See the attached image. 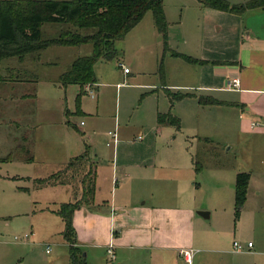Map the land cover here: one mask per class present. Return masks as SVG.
Segmentation results:
<instances>
[{
	"label": "crops",
	"instance_id": "obj_1",
	"mask_svg": "<svg viewBox=\"0 0 264 264\" xmlns=\"http://www.w3.org/2000/svg\"><path fill=\"white\" fill-rule=\"evenodd\" d=\"M227 1L239 5L250 0ZM174 8L178 14L170 20L173 12L165 8L163 0L166 45L152 13L147 11L118 40L123 44L121 53L115 43L117 56L96 60L95 80L77 85L82 92L95 97L93 90L99 93L101 84L95 73L99 61L115 60L123 69L125 64L119 61L130 51L140 57L169 55L171 81L161 85L177 98L176 104L170 101L176 115L181 120L185 114L191 116L196 127L203 129L204 133L200 134L203 138L197 139L203 142L197 145L195 153L168 144L162 156L157 142H141L149 133L146 129L133 136V141L120 136L122 132L117 126L103 133L105 145L110 149L109 157L96 148L91 152L87 144L83 151L77 145L68 150L64 131L59 127L47 126L37 136L33 123L36 95L27 87L30 89L38 81L41 68H53L47 81L54 87H66L58 82L60 75L77 57L91 54L89 44L49 46L26 56L22 60L24 66L14 65L3 74L1 64L14 58L0 62V125L7 116L15 123L16 115L28 123V136L13 131L12 147L15 149L21 142L32 157L30 161L23 156L14 161L30 168L27 171L0 174V180L9 184V189L0 194V218H3L0 264H37L33 263V249L42 246L46 253L48 245L51 249L50 240L61 248L68 247L69 264L70 245L63 237L65 225L56 211L61 204L73 202L74 197L67 184L38 187L36 180L62 171L71 158L86 152L95 172L93 203L81 205L72 215L75 246L84 253L85 264H188L181 256V250L185 249L193 250L191 264H264V7L235 14L206 7L198 0H176ZM169 21L181 28L175 32ZM64 54L66 66L57 70L58 55ZM123 72L129 75L130 70ZM7 73L30 74L31 78L1 76ZM234 78L239 80V86L227 89L226 82ZM200 99L211 102L203 104ZM79 103L80 99L76 100L77 113ZM28 106L31 112H27ZM53 113L59 121L61 110L58 108ZM166 113L179 120L170 110L158 115ZM19 127L18 124L15 128ZM233 131V140L215 136ZM35 137L44 143L41 159L36 156V148L33 150L34 143L29 142V138L35 142ZM17 138L20 142L16 145ZM55 145L63 151L56 160H50L47 155ZM226 145L229 146L225 150ZM102 168L108 172L104 184ZM238 172H247L249 179L245 201L236 215L234 191ZM55 188H60L58 193ZM38 190L40 200L35 201L32 193ZM43 190L50 196L45 200ZM49 190L55 192V197L58 195L57 199L62 195L64 198L56 200ZM197 211L207 212L208 216L203 217ZM20 216H28L24 221L26 231L11 236L21 229L19 224L23 221H17ZM235 240L242 243V251L233 250ZM248 242L252 243L251 247L247 246ZM110 245L114 257L107 252ZM50 253L51 250L46 254ZM49 259L51 264L57 261V257L49 256Z\"/></svg>",
	"mask_w": 264,
	"mask_h": 264
},
{
	"label": "rangeland",
	"instance_id": "obj_2",
	"mask_svg": "<svg viewBox=\"0 0 264 264\" xmlns=\"http://www.w3.org/2000/svg\"><path fill=\"white\" fill-rule=\"evenodd\" d=\"M164 4L168 11L171 10L173 12L170 17V20H173L172 18H175L176 14H178L174 8L176 0H164ZM169 24L175 32L181 28V26L178 27L172 23V21H169ZM61 29L65 30V27L53 24H44L42 26V35L43 37H49L53 35L55 36V34H57ZM121 43L122 42L119 41L116 42L120 53L123 45ZM58 56L57 70L58 68L66 66V54ZM170 59L171 58L169 55L164 56L163 54H159L157 58L154 56L150 57L148 55L145 57H140L136 53L131 54L130 51L129 55H123L119 61L123 62L125 64L124 67L130 70L129 75H126L123 72V69L118 67L117 61L115 60L99 61L97 66H95V73L98 81L101 84L99 86V93L97 90H93V92L97 95H95V97H91V94L89 95V93L85 91V93L82 92L77 84H68L66 87H54L47 81V78L51 77L54 69L41 68L39 71L38 81L33 86H31L30 89L27 87L29 92L33 89L34 91H32V93L36 95V100L34 102V110L36 113L33 117V123L37 130V136L40 137V133L47 126H50V128L52 126L59 127L60 131H64L62 133L65 136V142L68 150L77 145L79 148H82L83 151L84 144H87L89 145V150H91V152H93V148H96L100 150L104 157H109L110 149L105 145L106 137H103V133L105 134V132L108 130H113L114 127L117 126L122 132L120 136L133 141V136L142 133V129H146L149 130V133L148 135L146 134V137L141 142H157V148H159V153L161 152L162 156H164V149L168 144H172L173 146H181L184 150L195 153L197 145L202 144L203 142L202 140L199 141L197 139L201 136L200 134L204 133V131H202V128L199 129L196 127V123L191 116H187L185 114L181 120L180 117L176 115L174 108H170V101L173 102V104H176L175 101L177 98L173 94H168V91L161 85L163 82L168 84L171 81V76L169 75ZM17 61L18 60L14 58L8 62H3V64H1L2 74L6 73L7 69L13 67L14 65L18 67L25 65L24 61ZM30 66L31 64L29 67ZM173 68L174 65H172V70ZM29 69L31 70V67ZM1 76L5 78L13 76L21 79L31 78L30 74L23 73H7L6 75ZM148 82H154L156 85L146 87L144 84ZM79 91L82 93L80 92L81 97L80 103L78 105L80 112L77 113L76 95ZM25 108L30 109V106ZM58 108L62 112V116H60L59 121L58 115L56 113L51 114L53 111H58ZM81 109L86 114H83ZM31 110L32 109L27 112H31ZM169 110L172 115L179 118V129L170 125L160 126L157 123L158 113H165ZM16 116L17 117L15 120L17 121L15 123L11 122V118L7 116L3 118V122L0 125L1 175H6L8 173L15 174L17 172L23 173L30 169L25 168L27 166L24 164H16L14 162L16 158H18L17 156L22 154H19L20 151L18 150L15 151L14 146L12 147L13 137H15V133L13 131H18L19 133L23 132L26 136H28L26 130L28 123H25L19 115ZM81 121L84 122L83 125L80 124ZM16 123L20 125L18 129L15 128L18 126ZM73 125H75L76 128H74ZM215 136L233 140L232 138L234 136V131L228 132V135H225V133H218ZM24 138L27 139V137ZM16 142L17 145L20 142V138H17ZM29 142L34 143L33 150L36 148V151L34 150L36 152V156L38 159H41L43 157L41 152L44 143L39 139L37 141L36 137L35 142L30 138ZM228 146L229 145H226L224 149L226 150ZM57 148V145L51 148V154L47 155L49 156L50 160H56L54 158L59 154L60 151H63V149L57 150ZM82 151H80V153ZM10 152L14 153L13 158L8 161H2L1 159L6 157ZM87 164L79 166V162H76L72 167L61 174V177H64L65 180L69 182L68 184L70 185L68 188L71 191L74 200L76 199L77 201L78 199H81L82 196L81 184L79 181L83 178L85 172L88 169ZM102 169L103 170L101 171L100 175L104 184L108 172L106 168ZM106 188L104 186L103 191H106ZM7 189H9L8 182L4 179L0 180V194L6 192ZM59 189L60 188H55L56 193H58ZM39 191L40 190L34 191L32 193L35 201H38L39 199L37 198ZM45 191L46 190H43L42 192L43 200L47 199L46 197H50ZM49 191L52 192V197H55V192L52 190ZM55 198L56 200H62L64 197L62 195L59 197V199H57V195ZM55 198L53 200H55ZM2 212L9 211L4 210ZM26 219H28V216H20V218H18L17 221H19V223L23 221V224H19L21 225V229L17 230L15 233L13 232L11 236L19 235L21 232L24 233L26 231V226L24 225V221H26ZM1 220L3 221V218H0V223ZM53 239L55 241L56 238ZM50 242V254H46L42 246H36L33 249L32 256L35 259L33 263L51 264L49 256H53L54 258L57 257V261H55L54 264H67L66 253L68 252V247L64 248L63 246V248H61L60 246L54 244L52 240H50Z\"/></svg>",
	"mask_w": 264,
	"mask_h": 264
},
{
	"label": "trees",
	"instance_id": "obj_3",
	"mask_svg": "<svg viewBox=\"0 0 264 264\" xmlns=\"http://www.w3.org/2000/svg\"><path fill=\"white\" fill-rule=\"evenodd\" d=\"M204 6L218 10L241 14L246 9L263 8L264 0H250L245 4H230L227 0H198ZM150 11L155 27L166 45L167 23L163 12V0H0V62L16 58L23 60L49 46H78L89 44L92 52L89 56L77 57L63 72L58 82L63 86L79 84L83 86L95 80L93 64L98 59L111 60L117 56L116 41L134 27L142 16ZM53 24L64 26L55 36L43 37L42 26ZM190 60V59H189ZM194 61V59H191ZM80 94L76 100L79 102ZM211 100L200 99V103ZM159 125H173L179 128V120L170 113L158 115ZM25 140V139H24ZM26 161L32 160L29 149L23 143L16 146ZM10 152L2 161L13 158ZM90 161L88 153L71 158L62 171L47 178L37 179L36 186L68 184L61 174L76 162L83 166ZM87 162V163H86ZM79 183L81 199L60 205L57 214L64 222L63 237L69 246V264H85L82 251L75 246V231L72 225L73 212L81 205H91L95 189V172L92 164H87ZM196 163V170H199ZM249 174L238 172L235 177L234 207L235 214L245 201Z\"/></svg>",
	"mask_w": 264,
	"mask_h": 264
},
{
	"label": "built area",
	"instance_id": "obj_4",
	"mask_svg": "<svg viewBox=\"0 0 264 264\" xmlns=\"http://www.w3.org/2000/svg\"><path fill=\"white\" fill-rule=\"evenodd\" d=\"M124 71L127 72L128 71V68L126 67H123ZM239 86V80L237 78H234V79H230L226 82V88L227 89H236L237 87ZM91 96H93V94H91ZM24 236H27L26 234ZM17 238V237H16ZM233 245V250L234 251H242L243 250V245L240 241L238 240H235L233 241L232 243ZM252 243L251 242H248L247 243V246L248 247H251ZM50 246L48 245L46 247V253H49L50 252ZM107 252L108 254L111 256V257H114V254H113V251H112V245H110L107 249ZM181 256L186 260V262L188 264H191V259H192V256H193V250L191 249H185V250H181Z\"/></svg>",
	"mask_w": 264,
	"mask_h": 264
},
{
	"label": "water",
	"instance_id": "obj_5",
	"mask_svg": "<svg viewBox=\"0 0 264 264\" xmlns=\"http://www.w3.org/2000/svg\"><path fill=\"white\" fill-rule=\"evenodd\" d=\"M197 213L203 217H207L208 216V213L207 212H204V211H197ZM84 255V253H83Z\"/></svg>",
	"mask_w": 264,
	"mask_h": 264
}]
</instances>
